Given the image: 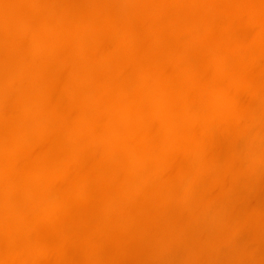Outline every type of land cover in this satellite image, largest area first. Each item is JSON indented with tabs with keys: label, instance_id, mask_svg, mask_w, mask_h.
Masks as SVG:
<instances>
[{
	"label": "bare ground",
	"instance_id": "bare-ground-1",
	"mask_svg": "<svg viewBox=\"0 0 264 264\" xmlns=\"http://www.w3.org/2000/svg\"><path fill=\"white\" fill-rule=\"evenodd\" d=\"M0 264H264V0H0Z\"/></svg>",
	"mask_w": 264,
	"mask_h": 264
}]
</instances>
